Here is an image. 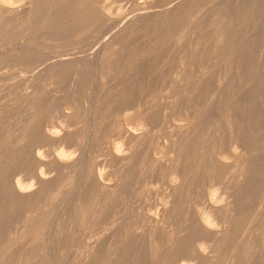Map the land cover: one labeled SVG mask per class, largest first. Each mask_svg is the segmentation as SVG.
Returning <instances> with one entry per match:
<instances>
[{
	"label": "rangeland",
	"instance_id": "rangeland-1",
	"mask_svg": "<svg viewBox=\"0 0 264 264\" xmlns=\"http://www.w3.org/2000/svg\"><path fill=\"white\" fill-rule=\"evenodd\" d=\"M0 210V264H264V0L0 2Z\"/></svg>",
	"mask_w": 264,
	"mask_h": 264
},
{
	"label": "bare ground",
	"instance_id": "bare-ground-1",
	"mask_svg": "<svg viewBox=\"0 0 264 264\" xmlns=\"http://www.w3.org/2000/svg\"><path fill=\"white\" fill-rule=\"evenodd\" d=\"M28 6V5H27ZM55 8V7H54ZM25 9V8H24ZM23 9V10H24ZM20 10V9H19ZM55 10V9H54ZM23 12V11H22ZM26 13V12H25ZM22 16H23V14H22ZM25 16V15H24ZM23 16V17H24ZM5 20V19H4ZM6 22V21H5ZM257 28V27H256ZM10 30V29H9ZM35 48V47H34ZM61 64V63H60ZM259 94V93H258ZM61 159V158H60ZM63 163V162H62ZM209 168V167H208ZM40 177V176H39ZM39 182H40V184L42 185V186H44V184H45V182H44V180L41 178V179H39ZM11 183V186H12V188H14L13 189V194H14V196H15V198H30V196L32 195V193H28V192H25V191H22L21 190V184L17 181V182H13V181H11L10 182ZM151 198V197H150ZM223 210V208H219V211H222ZM3 212H4V210H0V215H2L3 214ZM223 214V213H222ZM143 218V217H142ZM200 218V217H199ZM201 222H202V220H201ZM203 223V222H202ZM207 225V224H206ZM208 226V225H207ZM206 226V227H207ZM200 227H201V229H202V231L203 232H205V233H207V234H213L214 235V232H211V230H208V228H206V227H204V226H202V225H200ZM225 232V231H224ZM226 235V234H225ZM257 235H258V233H257ZM214 237H215V235H214ZM221 238H220V240H222V237H224V236H220ZM215 239V238H214ZM224 239V238H223ZM195 240H197V239H195ZM218 240H219V237H218ZM220 243V242H219ZM201 245V244H200ZM203 254V251L201 250V248L198 246V253H196V256L197 257H199L201 260H205V261H207V259H206V257L204 256V255H202ZM191 255H193V254H191ZM195 255V254H194ZM175 260V259H174ZM172 261V260H171ZM177 262H178V260H176ZM174 262V261H173ZM176 264H179V263H176ZM206 264H208V262L206 263Z\"/></svg>",
	"mask_w": 264,
	"mask_h": 264
},
{
	"label": "clouds",
	"instance_id": "clouds-1",
	"mask_svg": "<svg viewBox=\"0 0 264 264\" xmlns=\"http://www.w3.org/2000/svg\"><path fill=\"white\" fill-rule=\"evenodd\" d=\"M0 2H3V0H0ZM17 3L22 2V0H16Z\"/></svg>",
	"mask_w": 264,
	"mask_h": 264
}]
</instances>
